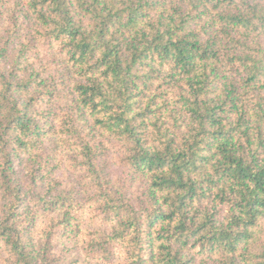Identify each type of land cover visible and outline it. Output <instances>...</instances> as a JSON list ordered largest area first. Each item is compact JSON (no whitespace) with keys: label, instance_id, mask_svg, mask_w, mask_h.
<instances>
[{"label":"trees","instance_id":"trees-1","mask_svg":"<svg viewBox=\"0 0 264 264\" xmlns=\"http://www.w3.org/2000/svg\"><path fill=\"white\" fill-rule=\"evenodd\" d=\"M0 264H264V0H0Z\"/></svg>","mask_w":264,"mask_h":264}]
</instances>
